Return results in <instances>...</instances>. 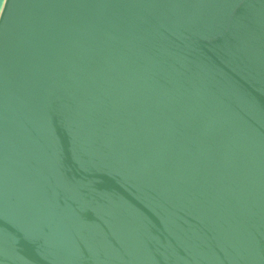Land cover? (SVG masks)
Segmentation results:
<instances>
[{"label": "water", "instance_id": "obj_1", "mask_svg": "<svg viewBox=\"0 0 264 264\" xmlns=\"http://www.w3.org/2000/svg\"><path fill=\"white\" fill-rule=\"evenodd\" d=\"M0 264H264V0H0Z\"/></svg>", "mask_w": 264, "mask_h": 264}]
</instances>
